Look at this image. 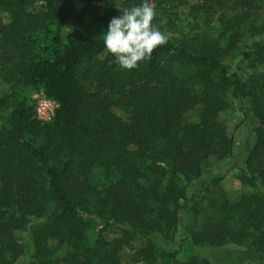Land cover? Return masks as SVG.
Here are the masks:
<instances>
[{
  "label": "trees",
  "instance_id": "trees-1",
  "mask_svg": "<svg viewBox=\"0 0 264 264\" xmlns=\"http://www.w3.org/2000/svg\"><path fill=\"white\" fill-rule=\"evenodd\" d=\"M139 2L101 15L93 0H0V264H122L138 239L136 264H264V0H198L195 12L226 15L217 39L168 38L123 70L102 33ZM244 38L261 39L243 50ZM41 91L59 105L49 124L35 117ZM232 105L254 134L235 202L222 177L195 188L206 160L232 155L218 118Z\"/></svg>",
  "mask_w": 264,
  "mask_h": 264
},
{
  "label": "rangeland",
  "instance_id": "rangeland-1",
  "mask_svg": "<svg viewBox=\"0 0 264 264\" xmlns=\"http://www.w3.org/2000/svg\"><path fill=\"white\" fill-rule=\"evenodd\" d=\"M127 0H93V5L101 15L107 14L110 7L119 8ZM198 4V0H161L160 2L153 3L152 6L157 11V17L161 18L165 27L164 33L168 38L177 40L185 38H194L197 36H207L210 39H217L223 31V25L226 21V15L223 13H215L208 16L205 12H195L194 7ZM5 22L8 16L4 17ZM69 31V27L65 32ZM261 38H244L240 44L241 49H250L251 46ZM224 66L230 74L236 71V62L230 59L223 60ZM39 93V92H38ZM37 93L32 94L33 98ZM203 106L196 107L193 111L189 112L184 117L185 123H197ZM115 116L127 122L129 116L119 110H113ZM219 121L226 127L229 137L233 140V151L229 159L218 161L215 157H211L205 161L203 165V176L195 187L198 189L202 182L211 181L215 178H221L218 183L221 192L226 194L231 202L238 201L242 195L247 193V188L240 182V164L241 161L250 153L254 145V134L247 123L244 122L242 114L238 111L236 105H232L219 114ZM17 240L20 243L26 242V235L21 232L15 233ZM118 236L114 231L105 234L107 241H113ZM144 239H138L131 245L123 248L120 253V260L122 264H136L132 261L133 255L145 245ZM197 252L209 255L213 251L197 250ZM194 251L191 247L187 246L184 254L180 260H187L192 256ZM216 260L218 264H256L250 261L237 263L228 256L222 253H216ZM17 264H34L31 256L28 254L20 258ZM141 264V263H139ZM170 264V263H166Z\"/></svg>",
  "mask_w": 264,
  "mask_h": 264
},
{
  "label": "clouds",
  "instance_id": "clouds-1",
  "mask_svg": "<svg viewBox=\"0 0 264 264\" xmlns=\"http://www.w3.org/2000/svg\"><path fill=\"white\" fill-rule=\"evenodd\" d=\"M102 33L105 50L123 70H132L150 58L153 51L167 43V35L153 23L157 11L151 0L120 10Z\"/></svg>",
  "mask_w": 264,
  "mask_h": 264
},
{
  "label": "built area",
  "instance_id": "built-area-1",
  "mask_svg": "<svg viewBox=\"0 0 264 264\" xmlns=\"http://www.w3.org/2000/svg\"><path fill=\"white\" fill-rule=\"evenodd\" d=\"M35 117L42 124H49L53 121L59 107L57 102L46 97L43 91L33 98Z\"/></svg>",
  "mask_w": 264,
  "mask_h": 264
}]
</instances>
